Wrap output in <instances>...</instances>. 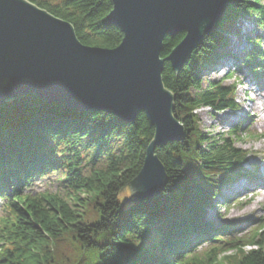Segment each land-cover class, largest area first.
<instances>
[{"label":"trees","instance_id":"1","mask_svg":"<svg viewBox=\"0 0 264 264\" xmlns=\"http://www.w3.org/2000/svg\"><path fill=\"white\" fill-rule=\"evenodd\" d=\"M28 1L69 22L83 45L112 49L121 42V30L105 20L111 0ZM239 17H251L264 31V0H230L178 72L163 63L161 80L185 135L155 148L166 174L157 196L119 201L153 138L143 112L125 122L105 110L51 104L35 95L0 106V264H51L50 242L68 232L97 254V262L78 264H264V218L219 225L206 218L224 186L241 176L259 177L245 168L249 152L236 146L241 134L256 139V133L246 130L243 119L227 135L205 136L194 112L239 108L238 83L200 80L205 67L232 58L219 50L228 47L226 23ZM183 37L166 36L160 58ZM245 41L251 49L241 61L257 78L264 70V45L259 37ZM53 173L62 192L26 193L34 178ZM244 223L250 227L242 232ZM233 250L237 254L228 262L225 254Z\"/></svg>","mask_w":264,"mask_h":264},{"label":"water","instance_id":"2","mask_svg":"<svg viewBox=\"0 0 264 264\" xmlns=\"http://www.w3.org/2000/svg\"><path fill=\"white\" fill-rule=\"evenodd\" d=\"M230 0H111L105 20L122 32L112 49L83 45L73 26L28 0H0V106L23 95L81 110H105L125 122L143 112L154 128L124 202L157 196L165 185L155 148L182 139L164 61L178 72L226 12ZM184 33L164 59L163 39ZM129 195V196H128Z\"/></svg>","mask_w":264,"mask_h":264},{"label":"rangeland","instance_id":"3","mask_svg":"<svg viewBox=\"0 0 264 264\" xmlns=\"http://www.w3.org/2000/svg\"><path fill=\"white\" fill-rule=\"evenodd\" d=\"M225 29L227 30L228 47L226 50L220 49L219 52L225 53L231 49L233 44H237L233 46L232 51H229L233 53L232 58L228 61L222 59L205 67L200 75V80L204 83L209 80H223L224 84L238 83L235 100L238 105L240 104L241 109L236 113L230 110L216 113L204 107L196 109L194 112L198 118L199 129L205 136L227 135L234 128L235 124L241 120V117H247L246 130L255 132L256 134L254 135L257 138H250L241 134L242 136L236 143V146L249 152V160L245 168L252 172L259 166L262 168V172L258 169L260 180L257 182L241 181L242 184L249 183L250 185L242 193L236 194L230 201L226 197L231 192L232 184L222 188L221 196L214 202V209L208 211L206 217L209 222L216 225L226 222L240 223L245 219L257 220L258 218H264V107L263 101L259 100L261 95L264 96V93H261L264 91V70L262 75L256 78L241 61L244 54L251 49L245 38L249 37L253 39L259 37L262 39V44L264 45V31L253 22L251 17L232 18L226 23ZM262 65L264 66V62ZM253 101L258 106L257 113L260 117L258 123L253 122L250 117V115L256 113L252 107ZM189 157L191 158V156ZM102 164L103 161H100L94 167H101ZM186 165L189 166L190 164L186 163ZM88 168L89 164L86 167V172ZM25 191L31 195H36L42 192H62V188L57 175L53 173L45 177L34 178ZM79 197L84 198V196L80 195ZM119 201L122 205L125 202L127 203V201L124 202V198L121 196H119ZM249 227L247 223H244L240 226L239 230L244 232ZM49 245L52 250L51 258L53 261L51 264H78L81 260H88L91 263L97 262L96 252L86 251L81 248L73 240L71 232L64 234L58 240L50 242ZM241 250L247 251L249 247L244 246ZM236 254L235 250L227 252L225 256L228 257V262H233Z\"/></svg>","mask_w":264,"mask_h":264},{"label":"bare ground","instance_id":"4","mask_svg":"<svg viewBox=\"0 0 264 264\" xmlns=\"http://www.w3.org/2000/svg\"><path fill=\"white\" fill-rule=\"evenodd\" d=\"M261 93L263 94L264 91L261 92ZM259 100H262V101H263V107H264V96L261 95V98H260ZM252 107H253V109H254V111H255L256 113L253 114V115H250V117L252 118L253 122L258 123L259 120H260V117H259V115H258V113H257V108H258V106H257L256 102L253 101V105H252ZM248 116H249V115H248ZM263 165H264V163H263ZM238 187H239V189L244 188V187H243V184H238Z\"/></svg>","mask_w":264,"mask_h":264}]
</instances>
